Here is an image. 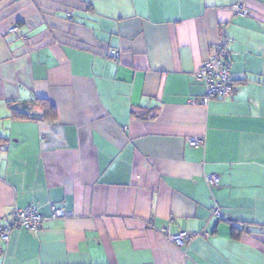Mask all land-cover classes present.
Wrapping results in <instances>:
<instances>
[{
    "label": "crops",
    "instance_id": "1",
    "mask_svg": "<svg viewBox=\"0 0 264 264\" xmlns=\"http://www.w3.org/2000/svg\"><path fill=\"white\" fill-rule=\"evenodd\" d=\"M240 1L0 0V224L73 213L0 264H264V0ZM224 33L237 91L192 106Z\"/></svg>",
    "mask_w": 264,
    "mask_h": 264
},
{
    "label": "built area",
    "instance_id": "2",
    "mask_svg": "<svg viewBox=\"0 0 264 264\" xmlns=\"http://www.w3.org/2000/svg\"><path fill=\"white\" fill-rule=\"evenodd\" d=\"M235 15L248 17L251 15L250 9L246 4L240 1L233 9ZM16 32V28L9 30L10 34ZM229 40L224 33L222 38L212 48L211 57L202 65L200 70L196 73L195 79L205 86V95L199 99H193L189 102L192 106L207 107L213 100H230L234 97L237 87L232 78V60L229 48ZM110 54L114 58H119L120 52L113 50ZM189 144L192 147L199 148L204 146V139H190ZM207 185L213 189L219 185V176L209 175L205 177ZM213 215L218 219L225 220L218 208H214ZM73 216V213L62 208L53 210L50 217H44L39 208L30 205L24 209H16L14 218L7 224H0V243L7 245L11 234L16 230H24L33 235H37L48 220L67 219ZM167 229H163V233H167ZM194 236L181 232L177 235L171 236L170 240L178 247H184L188 242L193 241Z\"/></svg>",
    "mask_w": 264,
    "mask_h": 264
},
{
    "label": "trees",
    "instance_id": "3",
    "mask_svg": "<svg viewBox=\"0 0 264 264\" xmlns=\"http://www.w3.org/2000/svg\"><path fill=\"white\" fill-rule=\"evenodd\" d=\"M50 107L52 110L54 109L53 106H50ZM132 115L134 118H137V119H147L148 118V117L144 116V115H148V114L144 113L143 111H135L132 113ZM11 117L15 120H31L29 115L24 114V113H20L16 110H13ZM231 230H232V235L235 239H239L245 231V229L240 228L238 226H235L232 223H231Z\"/></svg>",
    "mask_w": 264,
    "mask_h": 264
}]
</instances>
